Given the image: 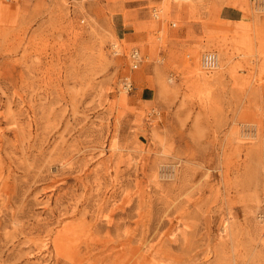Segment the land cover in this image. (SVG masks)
Here are the masks:
<instances>
[{
    "label": "rangeland",
    "instance_id": "374dc122",
    "mask_svg": "<svg viewBox=\"0 0 264 264\" xmlns=\"http://www.w3.org/2000/svg\"><path fill=\"white\" fill-rule=\"evenodd\" d=\"M0 264H264V0H0Z\"/></svg>",
    "mask_w": 264,
    "mask_h": 264
},
{
    "label": "built area",
    "instance_id": "2783aa9c",
    "mask_svg": "<svg viewBox=\"0 0 264 264\" xmlns=\"http://www.w3.org/2000/svg\"><path fill=\"white\" fill-rule=\"evenodd\" d=\"M174 26V24H172ZM137 52L133 53V56H136ZM202 65L205 67L206 70L214 69L217 66L218 58L217 54L214 52H206L202 55Z\"/></svg>",
    "mask_w": 264,
    "mask_h": 264
},
{
    "label": "crops",
    "instance_id": "0c3cea01",
    "mask_svg": "<svg viewBox=\"0 0 264 264\" xmlns=\"http://www.w3.org/2000/svg\"><path fill=\"white\" fill-rule=\"evenodd\" d=\"M232 13H234V12H232ZM230 16H231V18L234 17L233 15H230ZM126 34H127V32H124L123 33V35H126Z\"/></svg>",
    "mask_w": 264,
    "mask_h": 264
}]
</instances>
